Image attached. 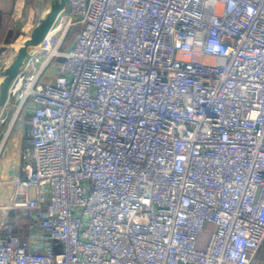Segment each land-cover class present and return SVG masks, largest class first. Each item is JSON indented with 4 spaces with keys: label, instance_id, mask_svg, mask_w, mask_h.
Listing matches in <instances>:
<instances>
[{
    "label": "built area",
    "instance_id": "built-area-1",
    "mask_svg": "<svg viewBox=\"0 0 264 264\" xmlns=\"http://www.w3.org/2000/svg\"><path fill=\"white\" fill-rule=\"evenodd\" d=\"M9 113L0 264H255L264 0H68Z\"/></svg>",
    "mask_w": 264,
    "mask_h": 264
},
{
    "label": "crops",
    "instance_id": "crops-1",
    "mask_svg": "<svg viewBox=\"0 0 264 264\" xmlns=\"http://www.w3.org/2000/svg\"><path fill=\"white\" fill-rule=\"evenodd\" d=\"M36 0H0V54L14 45L24 35L28 27L31 8ZM25 125H28L27 122ZM14 135L7 149L5 158L0 167V179H9L19 165V154L28 141V129L23 125ZM29 128V126H28ZM27 141L25 142V140ZM12 193L10 186H0V204L6 203ZM204 241H199L203 246Z\"/></svg>",
    "mask_w": 264,
    "mask_h": 264
},
{
    "label": "water",
    "instance_id": "water-1",
    "mask_svg": "<svg viewBox=\"0 0 264 264\" xmlns=\"http://www.w3.org/2000/svg\"><path fill=\"white\" fill-rule=\"evenodd\" d=\"M68 0H47L45 4L36 0L39 11L35 21L25 35L5 54H0V115L9 98L10 87L29 59L42 45L45 36L58 14L66 7Z\"/></svg>",
    "mask_w": 264,
    "mask_h": 264
},
{
    "label": "rangeland",
    "instance_id": "rangeland-1",
    "mask_svg": "<svg viewBox=\"0 0 264 264\" xmlns=\"http://www.w3.org/2000/svg\"><path fill=\"white\" fill-rule=\"evenodd\" d=\"M41 1H42L43 4H45L47 0H41ZM38 13H39V11L35 8V6H34V8H31L30 16H29V20H28V24L29 25H28V27H27L25 32H27L28 29L31 27V25L35 21ZM72 40H73V32L69 33V35L66 37L65 42L63 44V48L68 47V45L72 42ZM10 47L7 50H5L3 54H5L10 49ZM26 121H27V117L23 116L13 126V124H12V115H11V113H9V115L7 116L5 121L4 122H0V146H1L2 141L5 139L6 133L8 132V137H7L5 146H4L3 150H2V152L0 153V167L2 166V162H3V160L5 158V155H6V152H7V149H5V147L9 144V142H11L12 138L14 137V135L22 127L21 125H23L25 129H28V125H25ZM26 141H27V139L25 140V142ZM206 240H207L206 236L202 235L200 237V241H204V243H205ZM255 260H256L255 264H261L262 262H264V244L262 245L261 249L255 255Z\"/></svg>",
    "mask_w": 264,
    "mask_h": 264
},
{
    "label": "bare ground",
    "instance_id": "bare-ground-1",
    "mask_svg": "<svg viewBox=\"0 0 264 264\" xmlns=\"http://www.w3.org/2000/svg\"><path fill=\"white\" fill-rule=\"evenodd\" d=\"M49 34H50V29L48 30V32H47V34L45 36L46 39L49 37Z\"/></svg>",
    "mask_w": 264,
    "mask_h": 264
},
{
    "label": "trees",
    "instance_id": "trees-1",
    "mask_svg": "<svg viewBox=\"0 0 264 264\" xmlns=\"http://www.w3.org/2000/svg\"><path fill=\"white\" fill-rule=\"evenodd\" d=\"M202 235H204V236H206V237H207V234H205V233H202V234L200 235V237H201Z\"/></svg>",
    "mask_w": 264,
    "mask_h": 264
}]
</instances>
